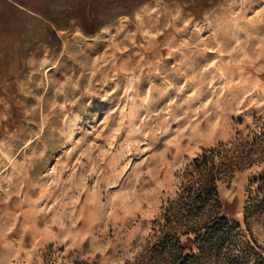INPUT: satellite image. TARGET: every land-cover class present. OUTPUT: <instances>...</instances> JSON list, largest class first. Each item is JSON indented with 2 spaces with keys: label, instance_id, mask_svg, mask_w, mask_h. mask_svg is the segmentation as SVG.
I'll return each mask as SVG.
<instances>
[{
  "label": "rangeland",
  "instance_id": "obj_1",
  "mask_svg": "<svg viewBox=\"0 0 264 264\" xmlns=\"http://www.w3.org/2000/svg\"><path fill=\"white\" fill-rule=\"evenodd\" d=\"M10 1L42 25L0 84V264L134 261L186 165L264 114V0ZM261 178L220 183L223 215Z\"/></svg>",
  "mask_w": 264,
  "mask_h": 264
},
{
  "label": "trees",
  "instance_id": "obj_2",
  "mask_svg": "<svg viewBox=\"0 0 264 264\" xmlns=\"http://www.w3.org/2000/svg\"><path fill=\"white\" fill-rule=\"evenodd\" d=\"M252 125L203 148L186 165L175 196L153 221L149 244L126 264H264V243L254 231L264 222V179L247 188L243 223L223 215L219 192L220 183L264 163V114ZM183 237L192 238L191 247Z\"/></svg>",
  "mask_w": 264,
  "mask_h": 264
},
{
  "label": "crops",
  "instance_id": "obj_3",
  "mask_svg": "<svg viewBox=\"0 0 264 264\" xmlns=\"http://www.w3.org/2000/svg\"><path fill=\"white\" fill-rule=\"evenodd\" d=\"M19 9L10 0H0V80L9 83L14 75H18L22 66L33 61L31 51L32 23L38 18L29 13H18ZM4 12V13H3ZM16 21H21L22 31L15 32ZM42 25V23H40ZM38 23V25L40 26Z\"/></svg>",
  "mask_w": 264,
  "mask_h": 264
}]
</instances>
